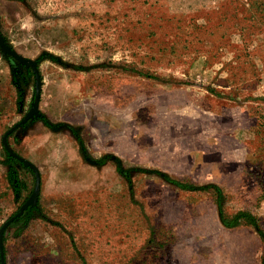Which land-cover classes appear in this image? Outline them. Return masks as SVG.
<instances>
[{"label": "rangeland", "instance_id": "rangeland-1", "mask_svg": "<svg viewBox=\"0 0 264 264\" xmlns=\"http://www.w3.org/2000/svg\"><path fill=\"white\" fill-rule=\"evenodd\" d=\"M0 264H264V0H0Z\"/></svg>", "mask_w": 264, "mask_h": 264}, {"label": "water", "instance_id": "water-1", "mask_svg": "<svg viewBox=\"0 0 264 264\" xmlns=\"http://www.w3.org/2000/svg\"><path fill=\"white\" fill-rule=\"evenodd\" d=\"M19 57V56H18ZM19 58H21V57H19ZM26 60H28V59H26ZM37 73V72H36Z\"/></svg>", "mask_w": 264, "mask_h": 264}]
</instances>
